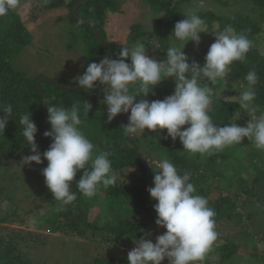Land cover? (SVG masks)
<instances>
[{
  "label": "trees",
  "instance_id": "trees-1",
  "mask_svg": "<svg viewBox=\"0 0 264 264\" xmlns=\"http://www.w3.org/2000/svg\"><path fill=\"white\" fill-rule=\"evenodd\" d=\"M78 1L46 0L45 7L56 8L66 5L72 9L73 5ZM216 1L224 5L228 3L222 0ZM247 1L252 6L248 8L249 10L245 9L243 11L241 9L229 15L219 16L213 11L197 12L196 14L204 19L207 24L217 21L220 29H223L225 25L231 24L238 33L243 31L253 41V48L247 53L246 61L234 62L226 79L228 81L233 80L240 91L241 88L245 89L248 87L245 79L246 74L252 69L257 71L259 80L255 86L256 96L252 104L257 108V114L259 115L264 113V51L261 49L262 46H259L264 43V39L260 38L262 35L264 36V0ZM142 2L146 3L155 14L154 30L146 31L143 28L132 26L128 33V42L129 44L138 42L142 38L141 42L148 45L147 39H154L159 43L158 47H155L157 53H160L165 59L166 50L170 46V33L174 25L178 21L183 20L188 14L178 11V8L173 6L172 0H142ZM115 3L116 0H86L78 5L76 9L81 12V15L78 14V11L76 13L78 15L74 14V17L72 15L75 21H79L80 25L84 26V30H82L84 37L82 40L85 42V46L88 47V53L92 59L89 64L98 63L105 55L91 26L82 21V19L92 23L97 28L108 55L115 58L120 50L114 45V42L104 38L105 14L109 8H113ZM34 10L35 7L30 10L29 17L37 16ZM247 12H250V15ZM254 12H257V14L252 17L251 14H254ZM78 16L81 19H78ZM258 38L260 39L258 40ZM30 41V33L18 14L10 10L6 16L0 17V104H11L13 107L12 116L8 120L3 134H0V166L5 168L4 170H7L9 174L8 177L2 176L4 181L8 180L4 183L5 186L2 187V191L4 188L25 189L26 186L31 193L35 192L37 194V188H40L38 180L44 179L41 172L47 166L46 161L40 165L32 163L23 167L21 164H6L1 157V153H3L6 159L10 161L18 158L20 147L26 142L21 134L19 117L26 112L31 113V119L38 128L36 137L43 134L36 141L39 151L43 153L48 149L52 141L44 136V132L50 129V125L47 122V110L45 113L43 105L42 93H44L49 104L63 105L65 108H71L72 104H77L81 108L82 124L80 128L95 146L94 151L109 150L112 153L110 157L112 169L115 174H120L122 182L119 183L117 181L116 185L107 188L100 187L95 200L99 201L100 198L105 200L123 198L127 208L136 214V217L132 219L112 220L108 218L100 227L96 223L89 221L90 207L83 199V195L75 187V182L82 175L81 171L77 173L72 183V191H77V199L73 203L61 206L60 202L53 199L49 190L45 192L46 195L43 198L47 199V202L52 206V211L47 214L49 221L46 218L45 222L50 224V229L53 232L71 230L80 237H86L85 233L89 227L92 233L100 232L104 238L107 235L112 236L110 240L114 242L120 241L126 246L133 245L134 240L140 239L152 227L159 229L155 224L156 213L149 204L152 199L147 192V189L152 186L153 172L157 169H155V166L147 167L138 145L140 142L149 146V152L154 158L169 159L181 175L185 172L191 174L190 182L194 184L196 194L208 198V203L216 210L218 215L216 217V228L222 222L247 223V226L252 227V222L256 221L253 214H256L259 209L255 212L243 211V213H238L236 211L238 200L236 192L243 191L246 194H252L251 187L264 180V154H258L254 151L248 153L252 159L249 162V167L254 172L250 180L251 187L248 188V180L239 174L240 163H238L239 158L236 156V152L241 147L238 145L225 147L222 151L215 152L212 155L197 153L194 156H190L187 152H183V146L179 138L176 141H172L170 138L166 139V131L164 130H157L156 132L145 130L142 136L139 134L126 135L121 127L127 125L128 119L122 116L128 117L130 112L120 114L110 123H107L106 109L100 103L104 95L103 86L99 85V82L90 91H86L83 88L67 90L48 82H40L37 85L38 78L41 75H36L34 78L28 77L25 72L15 69L14 59L30 44ZM209 47L203 48L193 57H189V61H195L202 66ZM221 82L222 80L215 85H210L214 89V94L209 106V115L213 123L219 127L230 124L231 121H234V117L243 111L239 106V99H225L231 96L228 92L217 93L222 87ZM202 83L204 82L202 81ZM75 85H77L76 81L70 86ZM98 86L100 87V92H97L96 87ZM226 86H229V84H226ZM137 87L138 85L130 86L133 91ZM168 88L164 85H157L147 97H139L138 100H163L173 93ZM79 102L81 104L84 102L92 104V110L87 116L84 115L83 106ZM46 126L47 129L45 130ZM29 154L30 150L26 144L23 157ZM202 156H204V161L201 160ZM21 160L22 162L24 161L23 158ZM234 166L239 167L235 170ZM10 169L11 171H8ZM125 169L126 172L123 171ZM15 172L20 174L16 176ZM15 183H20V185ZM214 183L216 184L214 185ZM234 186L236 187L235 190H233ZM61 207L63 210L58 211L57 209ZM116 215L119 216V214ZM7 220L8 217H4L0 220V223H5ZM3 230H7V228L0 227V263L32 264L24 256L22 244L26 245L27 240L31 237L34 242H37L39 238L31 232L21 235L18 231H13L2 235ZM216 231L218 237H221L220 232ZM163 232L160 231L157 236ZM221 238H223V243L219 244L217 248L220 264L224 261L232 260L233 255L241 251V247L238 246L234 239H230L228 236ZM124 252V250L116 249L115 256L112 255L105 259L95 257L89 264H128V252L126 254ZM165 261L162 264H165Z\"/></svg>",
  "mask_w": 264,
  "mask_h": 264
},
{
  "label": "clouds",
  "instance_id": "clouds-1",
  "mask_svg": "<svg viewBox=\"0 0 264 264\" xmlns=\"http://www.w3.org/2000/svg\"><path fill=\"white\" fill-rule=\"evenodd\" d=\"M20 5L21 0H0V17ZM208 32L209 24L191 12L174 25L163 61L147 55L145 45L138 42L131 47H122L116 58L106 56L98 63L88 64L84 73L76 78V84L86 91L92 90L97 82L103 86L101 103L107 106V123L130 112L127 125L121 127L126 135L142 136L145 130H164L165 138L172 141L179 138L183 152L190 156L197 153L212 155L225 147L239 145L244 138L251 141L256 149L264 150V113L258 115L252 104L259 80L255 69L246 74L248 87L239 95V106L248 116L246 126L230 123L219 127L209 115L214 94L210 85L227 80L234 62L246 61L253 41L243 31L238 33L231 24L223 29L217 25L212 35L214 42L204 57L203 65L190 62L183 51L186 43L191 41L198 46L200 34ZM165 78L174 79L175 89L171 95L163 100H138L139 97H147ZM134 85H138L135 91L130 88ZM44 103L50 125L44 136L52 141L46 151L41 153L38 149L35 141L38 128L31 119V113L21 114L19 125L30 150L23 160L26 165L47 162L41 175L53 199L61 206L69 205L77 199V191L86 198H92L100 187L116 185L119 177L112 169V153L109 150L94 151L95 146L80 128L81 108L77 104L65 108L47 101ZM80 105L87 116L92 104L84 102ZM12 113L11 104H0V134H3ZM155 165L157 170L153 172L152 186L147 192L156 202L153 206L155 224L165 231L156 236L155 242L149 238L150 233L134 240L135 246L128 252L127 262L162 264L167 260V264H199L218 239L214 219L216 210L208 206L204 196L196 194L190 173L181 175L167 158H160ZM81 171L82 175L75 182L77 191L74 192L72 183Z\"/></svg>",
  "mask_w": 264,
  "mask_h": 264
},
{
  "label": "rangeland",
  "instance_id": "rangeland-1",
  "mask_svg": "<svg viewBox=\"0 0 264 264\" xmlns=\"http://www.w3.org/2000/svg\"><path fill=\"white\" fill-rule=\"evenodd\" d=\"M45 1L21 0V5L12 9L26 24L31 36L30 44L14 59V67L25 72L28 77L34 78L36 75H41L38 78L40 82L65 84L68 87L79 86L70 85L75 83L76 78L80 76L92 60L88 53V47L85 46V42L82 40L84 37L82 31L84 26L72 18L74 13L68 6L61 5L56 8H47L45 7ZM222 1L228 2L227 5L216 0H172V4L178 8V11L186 14L213 11L218 16L229 15L241 9L245 11V9L252 7L247 0ZM33 7H35L34 13L37 16L29 17V12ZM77 11L81 15V12L76 10V13ZM247 14L250 15V12H247ZM255 14L257 12H254L251 16L254 17ZM78 19L81 18L79 17ZM154 19L155 14L142 0H116L113 8H109L105 14L104 38L114 42V45L119 50L125 46L131 47L138 42L142 43V38H140V41L129 44L128 33L132 26L143 28L146 31L154 30ZM217 25V21L209 23V32L200 34L201 39L198 46L191 41L187 42L183 49L185 54L188 57H193L201 49L209 47L214 42L215 38L212 35H214ZM171 35L172 32L170 33ZM260 38L264 39V36L262 35ZM147 42L148 45L144 44L146 54L157 61H163V57L155 49L159 43L154 39H147ZM259 46H262L261 49L264 51V43ZM226 84H229V86H226ZM159 85L169 87L168 89L174 92L175 82L173 78H165ZM221 85L222 87L217 93L228 92L231 95L229 98L232 97L229 100L239 99L240 93L244 90L240 87L241 90L239 91L233 80H222ZM96 88L97 92H100V87ZM102 106L105 107L104 109H106L107 113V106L104 104ZM238 115V118L235 116L234 121H231V123H236L241 127L246 126L248 120L245 110ZM122 117L128 119L125 115ZM138 145L147 167H156L155 161L159 160V158L153 157L146 143L140 142ZM238 146L241 147L236 152V156L239 158L238 163H240L239 174L248 180L247 186L250 188V180L254 172L249 167V162L252 159L248 153L254 151L258 154H264V150L256 149L247 138H244ZM201 160L204 161V156L201 157ZM16 164H21L23 167L26 165L22 160ZM238 167L234 166L233 168L236 170ZM4 169L0 166V220L4 217H8V220L5 223H0L2 224L0 227L7 228V230L2 231V235L7 232L18 231L21 235L31 232L37 236L39 238L37 242H34L31 237L27 240L26 245L22 244L24 256L32 264H89L95 257L105 259L112 255L115 256L116 249L124 250V254H126L135 246L134 244L125 246L120 241L114 242L110 240L112 236L107 235L104 238L100 232L92 233L89 227L85 233L86 237H80L71 230L53 232L50 229V224L45 222L46 218L48 220L47 214L52 211V206L47 202V199L43 198L48 190L46 185H43L45 184L42 182L44 179L38 180L40 188H37V194L35 192L31 193L25 185V189L4 188L2 191V187L5 186L4 183L8 181L7 179L4 181L2 176H9L7 170ZM8 171H11V169ZM123 171L126 172V169ZM117 175L119 177L118 182L121 183L122 177L120 174ZM15 184L20 185V183ZM235 188L234 186L233 190ZM251 189L252 194H246L243 191L236 192L238 195L236 211L238 213H243V211L255 212L259 209L256 214H253L256 221L252 222V227L247 226V223L222 222L216 228L220 232L221 237L228 236V238L234 239L238 246L241 247L240 253L233 255L232 260L224 261L222 264H264V180L252 186ZM83 199L90 207L88 220L96 223L99 227L108 218L117 220L136 217V214L127 208L123 198H115L113 200L100 198L99 201H96L95 197L86 198L83 196ZM206 199L208 200V198ZM155 203L154 200L149 203L152 209ZM208 206L211 207L209 203ZM116 214H119V216ZM216 217H218L217 214L214 217L215 220L217 219ZM160 231L163 232L164 229L152 227L148 231L150 233L149 238L155 242V238ZM221 237H218L212 251L199 264H220L217 248L219 244L223 243V238ZM165 264H167V260Z\"/></svg>",
  "mask_w": 264,
  "mask_h": 264
},
{
  "label": "water",
  "instance_id": "water-1",
  "mask_svg": "<svg viewBox=\"0 0 264 264\" xmlns=\"http://www.w3.org/2000/svg\"><path fill=\"white\" fill-rule=\"evenodd\" d=\"M84 1H86V0H79L78 2H76V3L73 5V7H72V11H73L74 14H76V9H77L78 5H80V4L83 3ZM82 21H85L86 23H88V24L91 26V28H92V30H93V32H94V35H95L97 41L99 42L101 49H102L103 52H104L105 57H106V56H109V55H108V52H107L106 49H105L104 42L102 41V39H101V37H100V34H99L97 28H96L92 23H90V22H88V21H86V20H84V19H82ZM38 80H40V79H38ZM39 82H40V81H37V85L39 84ZM54 85L59 86V87H62V88H64V89H70V90H71V89H79V88H81L80 86L68 87V86L63 85V84H54ZM42 99H43L44 110H45V113H46L47 105L44 103V102L46 101V97H45V94H44V93H42ZM46 129H47V126L45 127V130H46ZM45 130H44V131H45ZM40 136H41V135H40ZM40 136H39V137H40ZM39 137L35 138V141H37ZM26 144H27V142H25V143H23V144L21 145V147H20V154H19L18 158L14 159V160H11V161H10V160L6 159V157L4 156V154L1 153V157H2V159H3V161H4V163H6V164H16V163H18V162L23 158V155H24V148H25V145H26Z\"/></svg>",
  "mask_w": 264,
  "mask_h": 264
}]
</instances>
